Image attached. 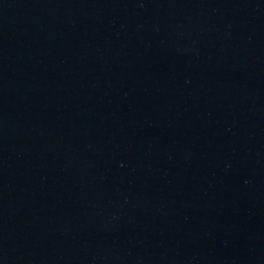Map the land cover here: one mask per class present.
I'll return each mask as SVG.
<instances>
[{
    "label": "water",
    "instance_id": "95a60500",
    "mask_svg": "<svg viewBox=\"0 0 264 264\" xmlns=\"http://www.w3.org/2000/svg\"><path fill=\"white\" fill-rule=\"evenodd\" d=\"M0 264H264V0H0Z\"/></svg>",
    "mask_w": 264,
    "mask_h": 264
}]
</instances>
